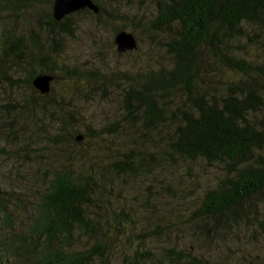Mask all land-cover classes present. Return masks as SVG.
I'll use <instances>...</instances> for the list:
<instances>
[{
    "label": "trees",
    "instance_id": "trees-1",
    "mask_svg": "<svg viewBox=\"0 0 264 264\" xmlns=\"http://www.w3.org/2000/svg\"><path fill=\"white\" fill-rule=\"evenodd\" d=\"M32 1L0 0V16H10L4 13L9 9L21 11ZM90 1L98 9L96 15L85 9L56 22L48 0L50 9L43 24L42 16L36 19L41 39L32 31L24 36L0 29V84L15 85L20 80L12 79L13 75L21 76L25 88L41 100L42 116L53 125L41 135L42 147L52 149L46 159L51 169L34 203L29 206L10 192H0V264H112L114 252L110 251L115 246L120 248L115 264H162L150 249L129 248L131 234L125 241L119 237L132 211L109 212L104 195L106 180L140 173L145 177L151 170L195 163L220 168L221 176L203 190L189 212L183 225L187 233L217 235L223 233L224 222L237 224L244 219L248 223L261 213L264 0H152L154 11L145 21L146 31L171 63L169 69L148 73L122 91L125 118L120 122L133 123L127 152L135 158L123 153V146L111 147L125 124L79 129V113L73 107L68 103L69 110L56 107L57 98H64L63 92L55 93L52 87L59 78L85 82L79 72L67 71L55 61L62 52V39L72 34L75 16L89 12L95 20L102 16V9ZM249 28L259 32L257 47L263 48L256 60L234 51L247 54L244 44L248 43L241 41L248 39ZM116 32L113 29V35ZM37 75L52 78L45 95L31 87ZM26 105L32 109L34 103L25 101L22 106ZM108 189L111 194V186ZM255 222L264 232V217ZM130 232L143 245L164 237L159 228L158 232ZM163 252L166 264H200L180 251Z\"/></svg>",
    "mask_w": 264,
    "mask_h": 264
},
{
    "label": "rangeland",
    "instance_id": "rangeland-1",
    "mask_svg": "<svg viewBox=\"0 0 264 264\" xmlns=\"http://www.w3.org/2000/svg\"><path fill=\"white\" fill-rule=\"evenodd\" d=\"M47 1L33 0L30 6L21 11L9 9L10 12L4 13L10 16H0V29L24 36L32 31L41 39V27L36 19L42 16L40 25L43 24L44 15L50 9ZM94 1L102 9V16L99 20H95L90 12L75 16L72 34L62 39V52L55 61L56 65L65 67L67 71L79 72L85 82H66L59 78L52 87L55 93L63 92L64 98H57L56 107L69 110L67 103L73 107L74 113H79L76 117L79 129L111 123L125 124L111 147L123 146L126 149L123 153L131 157L127 149H130L128 140L134 128L133 123L120 122L125 118L121 111L122 91L128 84L140 83L148 73L169 69L171 58L156 42V38L149 37L146 31L145 21L152 17L154 11L152 0ZM113 29L130 33L136 48L131 52L116 53L112 43ZM248 35V39L241 41L242 45L248 43L244 44L247 54L242 55L243 51L239 49L234 51L237 56L259 59V53L263 50L257 47L259 32L249 28ZM252 53L258 57L254 58ZM13 78L20 81L11 86L0 84V192H10L13 197L31 206L49 180L51 165L46 159L52 155L48 154L52 149L42 147L40 140L43 132L52 130L53 125L42 116L41 100L25 88L21 82L23 78L18 75H13ZM25 101L34 103L32 109L29 105L22 106ZM176 104H180V101ZM119 149L120 152L124 150ZM135 153L132 152L133 155ZM142 174L104 182L107 184L104 195L108 197L109 212L132 211L129 214L131 219H125L128 222L126 227L119 230L122 233L119 237L124 241L127 234H131L129 248L150 249L162 264H166L164 250L188 254L197 258L200 264H264V232L256 227L255 222L264 217V203L259 204L261 213L254 215L255 220L247 223L243 219L237 224L224 222L223 233L217 235H194L183 229L188 222L189 212L196 206L203 190L221 176L218 166L183 164L177 169L151 170L145 177ZM255 201L257 199H253ZM170 219L175 221L173 225L168 224ZM157 227L164 237H154L146 245L136 237L137 234L130 232H158ZM119 250L115 246L110 251L114 252V256L113 253L111 255L112 264L118 261L115 254H119Z\"/></svg>",
    "mask_w": 264,
    "mask_h": 264
},
{
    "label": "water",
    "instance_id": "water-1",
    "mask_svg": "<svg viewBox=\"0 0 264 264\" xmlns=\"http://www.w3.org/2000/svg\"><path fill=\"white\" fill-rule=\"evenodd\" d=\"M91 11L94 15L98 9L90 0H53L51 5V16L54 21L59 22L64 16L72 14L80 10ZM112 43L118 54L131 52L136 47V42L130 33L125 31H117L113 35ZM52 78L47 75H37L31 80V87L39 94L45 95L49 91ZM78 136L75 140H80Z\"/></svg>",
    "mask_w": 264,
    "mask_h": 264
}]
</instances>
